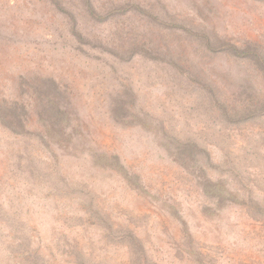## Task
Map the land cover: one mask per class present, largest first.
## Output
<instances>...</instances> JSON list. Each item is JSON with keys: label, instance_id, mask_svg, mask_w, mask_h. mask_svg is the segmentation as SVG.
<instances>
[{"label": "rangeland", "instance_id": "rangeland-1", "mask_svg": "<svg viewBox=\"0 0 264 264\" xmlns=\"http://www.w3.org/2000/svg\"><path fill=\"white\" fill-rule=\"evenodd\" d=\"M57 1L0 0V264H264V0Z\"/></svg>", "mask_w": 264, "mask_h": 264}, {"label": "trees", "instance_id": "trees-1", "mask_svg": "<svg viewBox=\"0 0 264 264\" xmlns=\"http://www.w3.org/2000/svg\"><path fill=\"white\" fill-rule=\"evenodd\" d=\"M56 3H61V2H59V1H57L56 0ZM70 21H71V23H72V30H71V33H72V35H74V36H77L78 37V39H79V35H78V31L76 30V28H75V25H76V19L75 18H73V16L70 18ZM77 26V25H76ZM50 104H51V107H53V108H56L58 105V103L56 102V101H54V100H50ZM115 109H118V108H115V107H113V109H112V113H115ZM134 116V115H133ZM135 117V116H134ZM136 118V117H135Z\"/></svg>", "mask_w": 264, "mask_h": 264}]
</instances>
